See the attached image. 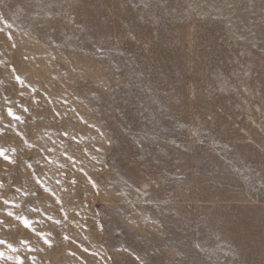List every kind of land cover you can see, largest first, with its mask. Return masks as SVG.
<instances>
[{
    "label": "rangeland",
    "instance_id": "rangeland-1",
    "mask_svg": "<svg viewBox=\"0 0 264 264\" xmlns=\"http://www.w3.org/2000/svg\"><path fill=\"white\" fill-rule=\"evenodd\" d=\"M0 264H264V0H0Z\"/></svg>",
    "mask_w": 264,
    "mask_h": 264
},
{
    "label": "bare ground",
    "instance_id": "bare-ground-1",
    "mask_svg": "<svg viewBox=\"0 0 264 264\" xmlns=\"http://www.w3.org/2000/svg\"><path fill=\"white\" fill-rule=\"evenodd\" d=\"M70 229H71V227H70ZM83 233V232H82Z\"/></svg>",
    "mask_w": 264,
    "mask_h": 264
}]
</instances>
